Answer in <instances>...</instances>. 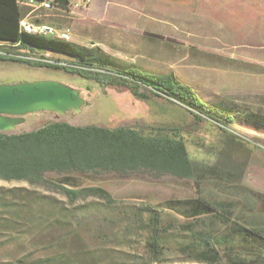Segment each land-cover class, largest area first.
Returning <instances> with one entry per match:
<instances>
[{
	"label": "rangeland",
	"instance_id": "rangeland-1",
	"mask_svg": "<svg viewBox=\"0 0 264 264\" xmlns=\"http://www.w3.org/2000/svg\"><path fill=\"white\" fill-rule=\"evenodd\" d=\"M94 5L93 15L55 11L31 15H42L35 19L40 23L69 28L70 42L78 47L98 49L146 73H172L204 101L231 108L233 122L227 127L209 120L195 125L193 115L179 103L157 97L139 100L127 89L103 88L63 71L0 63V81H58L80 89L87 101L79 114L28 115L12 133L33 131L49 121L111 129L130 126L144 134L147 127L186 126L189 133L182 137L190 159L200 168L195 179L145 171L48 176L55 184L69 179L68 187H102L111 195L112 205L93 197L70 204L64 195L48 189L53 184L0 180V194L20 189L23 197H32L30 202L22 200L15 223L6 222L13 220L14 212L0 210L4 223L0 226L5 227L0 242L18 236L21 241L18 251L0 264H22L19 260L33 264V254L42 258L59 254L63 264L149 262L152 213L146 206L161 212L164 249L159 264H200L195 259L199 247L183 227L195 221V230L223 234L225 229L210 216L189 220L165 208L169 201H192L200 191L212 202L232 203L243 224L247 221L263 230L264 123L246 114L264 119V0H95ZM30 10L25 9V15ZM54 242L58 252H41ZM238 252L245 260L242 264H264V244H245ZM223 264L231 263L226 258Z\"/></svg>",
	"mask_w": 264,
	"mask_h": 264
},
{
	"label": "trees",
	"instance_id": "trees-1",
	"mask_svg": "<svg viewBox=\"0 0 264 264\" xmlns=\"http://www.w3.org/2000/svg\"><path fill=\"white\" fill-rule=\"evenodd\" d=\"M55 2L67 9V0ZM23 15L24 9L17 0H0V42L17 43L21 40L24 45L32 48L78 57L81 62L105 69L107 74L90 75L81 70L32 65L4 58H0V63L63 71L86 80H94L103 88L127 89L139 100L157 97L170 104L179 103L193 115L195 125L209 120L227 127L233 122L231 108L204 101L190 86L179 82L172 73H146L134 66L118 62L98 49L90 50L78 47L70 41L21 32L20 21ZM246 116L258 123H264L260 114ZM147 130L148 133L144 134V131L130 126L111 129L97 124L80 126L64 121H49L29 132L0 133V180L24 181L32 186L53 184L48 189L64 195L70 204L93 197L112 205L114 203L111 195L102 187H68L66 182L69 179L55 184L48 180V176L72 173L86 176L97 172L122 176L140 171L179 179H195L198 176L200 168L190 159L185 139L182 137V133L188 131L186 126L162 125L147 127ZM4 191V194H0V210L14 212L13 220L6 221L10 224L20 219L22 200L30 202L32 197H23L20 189ZM165 208L176 210L189 220L210 216L225 229V234L195 230V221L183 227L199 247L195 249V259L200 264H223L226 258L231 264H242L245 260L238 252L240 248L245 244H264V229L260 230L247 221L244 224L249 226H245L236 216L238 211L232 203L212 202L201 191L192 201H169ZM145 210L152 213L149 219L151 235L147 240L151 261L135 264H159L164 249L161 212L149 206ZM4 228L0 226V232ZM20 244L19 236L6 243L0 242V260H5L18 251ZM47 250L58 252V244L54 242L41 252L45 253ZM31 256L33 264H63L59 254L51 258L48 255L45 258L34 257V254ZM18 262L23 264L20 260Z\"/></svg>",
	"mask_w": 264,
	"mask_h": 264
},
{
	"label": "water",
	"instance_id": "water-1",
	"mask_svg": "<svg viewBox=\"0 0 264 264\" xmlns=\"http://www.w3.org/2000/svg\"><path fill=\"white\" fill-rule=\"evenodd\" d=\"M86 104L80 89L58 81H0V133H12L26 122L28 115L79 114Z\"/></svg>",
	"mask_w": 264,
	"mask_h": 264
},
{
	"label": "built area",
	"instance_id": "built-area-1",
	"mask_svg": "<svg viewBox=\"0 0 264 264\" xmlns=\"http://www.w3.org/2000/svg\"><path fill=\"white\" fill-rule=\"evenodd\" d=\"M56 0H17L21 7L31 8L29 15L23 16L20 21V31L23 33H38L50 39L71 41L70 29H61L56 25L38 23L35 19L42 15H31L35 12H59L65 15H75L88 10L91 0H67V9L56 4ZM0 58L19 61L32 65H43L61 69L81 70L90 75H105L107 71L88 63H80L78 59L70 56H60L58 53H40L38 49H30L23 43L0 42Z\"/></svg>",
	"mask_w": 264,
	"mask_h": 264
},
{
	"label": "crops",
	"instance_id": "crops-1",
	"mask_svg": "<svg viewBox=\"0 0 264 264\" xmlns=\"http://www.w3.org/2000/svg\"><path fill=\"white\" fill-rule=\"evenodd\" d=\"M94 1L95 0H91V2H90V6H89V9L88 10H86V12L85 13H77V15H93V10H94V8H95V5H94ZM21 7V6H20ZM21 8H23L24 10L25 9H31V8H28V7H21ZM31 11V10H30ZM44 12V11H43ZM29 13L30 12H28V14L27 15H29ZM44 13H47V12H44ZM56 13H59V12H56ZM59 14H62V13H59ZM23 16H25V13H24V15ZM36 22H38V21H36ZM38 23H40V22H38ZM45 24H47V23H45ZM49 25H53V24H49ZM61 29H69V28H63V27H61ZM38 49V48H37ZM39 50V52L40 53H48V52H50V51H46V50H41V49H38ZM50 53H56V52H50ZM58 54H60V55H63V56H68V55H65V54H61V53H58Z\"/></svg>",
	"mask_w": 264,
	"mask_h": 264
},
{
	"label": "bare ground",
	"instance_id": "bare-ground-1",
	"mask_svg": "<svg viewBox=\"0 0 264 264\" xmlns=\"http://www.w3.org/2000/svg\"><path fill=\"white\" fill-rule=\"evenodd\" d=\"M29 34H34V35H40V36H44V37H48V36H46V35H42V34H38V33H29ZM17 43H22V41L20 40L19 42H17ZM30 49H37V48H32V47H30ZM39 51V50H38ZM71 57V56H70ZM72 59H78L79 61H80V58H78V57H72ZM80 63H85V62H81L80 61ZM109 74V73H108Z\"/></svg>",
	"mask_w": 264,
	"mask_h": 264
},
{
	"label": "flooded vegetation",
	"instance_id": "flooded-vegetation-1",
	"mask_svg": "<svg viewBox=\"0 0 264 264\" xmlns=\"http://www.w3.org/2000/svg\"><path fill=\"white\" fill-rule=\"evenodd\" d=\"M6 80H13V79H10V78H8V79H6ZM6 80H3V81H6ZM14 81V80H13ZM82 94V93H81Z\"/></svg>",
	"mask_w": 264,
	"mask_h": 264
}]
</instances>
